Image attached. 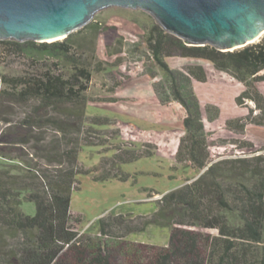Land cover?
<instances>
[{
    "label": "trees",
    "instance_id": "obj_1",
    "mask_svg": "<svg viewBox=\"0 0 264 264\" xmlns=\"http://www.w3.org/2000/svg\"><path fill=\"white\" fill-rule=\"evenodd\" d=\"M99 38L108 49L109 43L118 44L110 53L117 56V64L111 66L121 64L118 29L101 23L52 43L0 40V58L3 49L11 48L33 62L50 63L36 74L2 77L0 112H24L17 121L0 113L5 125L0 156L19 162L0 170V264H264V258L257 260L250 252L252 245L264 241V147L255 150L247 143L248 155L213 158L202 110L215 123L220 121L219 109L203 105L192 90L194 82L210 79L242 84L236 103L247 107L252 102L254 109L247 107L244 117L224 121L222 127L239 135L249 125L264 128V95L257 87L264 82V36L244 48L222 52L209 45L188 46L159 27L151 30L144 42L148 57L166 73L159 91L162 101L172 99L186 113L176 164L200 175L163 195L156 211L140 218V225L131 227L122 215H109L98 220L96 234H87L80 232L82 216L71 210L72 193L80 188L78 176L89 175L96 182L126 181L129 176L121 166L150 158L156 149L120 146L111 159L101 161L99 175L80 163L84 147L104 145L99 129L120 124L87 115V105L94 101L88 94L93 76L88 55L95 54ZM173 56L204 60L211 67L173 71L165 62ZM125 84L114 82L110 102L119 100L115 96ZM24 203L35 206L33 215L21 210ZM150 226L170 229L167 246L126 239Z\"/></svg>",
    "mask_w": 264,
    "mask_h": 264
},
{
    "label": "rangeland",
    "instance_id": "obj_2",
    "mask_svg": "<svg viewBox=\"0 0 264 264\" xmlns=\"http://www.w3.org/2000/svg\"><path fill=\"white\" fill-rule=\"evenodd\" d=\"M95 23L117 27L122 42L119 55L121 64L111 66L117 64V56H110V53L118 48V44L109 43L111 48L108 49L105 48L106 41L99 38L96 41L95 54L88 55L92 61L93 74L88 94L94 101L88 103L87 115L109 117L120 124L99 129L101 139L105 141L104 145L84 147L79 153V161L87 169H97L99 175L102 172L101 161L111 159L120 146L133 145L142 151L149 146L156 149L150 158L121 166V171L129 176L126 181L96 182L92 176H78L80 188L72 193L71 210L74 214L82 216L80 232L87 234H96L98 220L109 215H122L126 224L131 227L140 225V218L148 217L156 211L157 200L166 193L194 181L200 175L195 169L183 168L176 164V150L185 134L183 121L186 113L178 102L172 99L169 102L162 101L159 91L165 86L163 83L166 73L147 55L144 41L154 27L163 28L156 23L152 15L141 9L108 7L96 12L90 22L75 32ZM165 33L177 37L168 31ZM2 52L0 91L5 87L3 76L36 74L50 65L47 62H33L11 48H5ZM165 62L173 71L190 66L211 67L204 60L179 56L167 58ZM117 80H123L126 84L115 96L119 100L110 102L113 97L110 90ZM257 87L264 95V82L259 83ZM192 90L203 105H214L219 109L220 121L215 123L209 122L205 111L202 110L213 158L224 154L248 155L251 150L246 146L247 143L254 145L255 150L264 147L262 127L249 125L243 135L222 127L221 123L224 121L244 117L248 112L247 107L254 109L252 102H247V107L236 103L237 97L244 91L242 84L210 79L206 83L194 82ZM23 112L24 109L21 108H3L0 113L17 121ZM4 128L5 125L0 122V133ZM18 163L0 156V170ZM21 210L27 215H33L35 206L24 203ZM114 233L123 235L120 230ZM212 233L216 234L215 231ZM169 234L168 228L150 226L143 232L128 235L126 239L165 247ZM250 252L257 260L264 258V241L259 245H252Z\"/></svg>",
    "mask_w": 264,
    "mask_h": 264
},
{
    "label": "water",
    "instance_id": "obj_3",
    "mask_svg": "<svg viewBox=\"0 0 264 264\" xmlns=\"http://www.w3.org/2000/svg\"><path fill=\"white\" fill-rule=\"evenodd\" d=\"M108 7L146 11L188 46L231 52L264 35V0H0V40L59 41Z\"/></svg>",
    "mask_w": 264,
    "mask_h": 264
},
{
    "label": "bare ground",
    "instance_id": "obj_4",
    "mask_svg": "<svg viewBox=\"0 0 264 264\" xmlns=\"http://www.w3.org/2000/svg\"><path fill=\"white\" fill-rule=\"evenodd\" d=\"M61 38H63V36H60L58 39H61ZM52 40H55V39H52Z\"/></svg>",
    "mask_w": 264,
    "mask_h": 264
},
{
    "label": "crops",
    "instance_id": "obj_5",
    "mask_svg": "<svg viewBox=\"0 0 264 264\" xmlns=\"http://www.w3.org/2000/svg\"><path fill=\"white\" fill-rule=\"evenodd\" d=\"M246 115V114H245Z\"/></svg>",
    "mask_w": 264,
    "mask_h": 264
}]
</instances>
